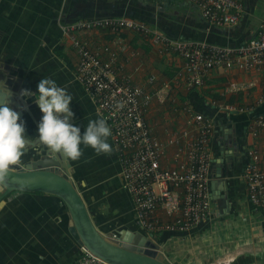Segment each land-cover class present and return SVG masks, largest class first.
<instances>
[{
    "label": "crops",
    "instance_id": "1",
    "mask_svg": "<svg viewBox=\"0 0 264 264\" xmlns=\"http://www.w3.org/2000/svg\"><path fill=\"white\" fill-rule=\"evenodd\" d=\"M241 4L236 25L216 26L202 18L196 4L183 0L164 4L159 0H0V97L6 101L2 89L7 87L29 102V111L22 107L21 119L31 140L38 134L36 125L43 113L34 96L21 97L20 91L26 88L35 94L42 77L54 79L73 96L70 107L75 115L71 123L83 133L89 120L102 116L75 76L77 54L62 33L64 22L79 17L127 16L171 38L234 46L255 35L264 15V0H241ZM78 35L94 46L108 45L117 50L123 46L119 59L124 71L131 74L133 83L151 91L170 82L183 63L173 53H160L150 38L129 30L112 33L91 29ZM151 75L155 80L146 84ZM172 93L179 103L188 102L194 111L212 119L207 187L210 199L213 194L220 198L214 203L211 200L208 219L186 231L168 233L164 240L166 256L174 264H207L215 262V253L222 251L234 260L239 244L246 243L251 256L241 264H264V214L247 199L242 174L252 148L260 152L264 165V128L253 132L250 125L253 117L264 111L263 75L254 69L216 67L202 85L186 88L181 81ZM172 105L153 98L146 113L147 122L161 139L166 127H182L186 122L185 114L173 112ZM109 143L112 145L111 137ZM81 147L84 155L69 162L95 225L103 233L121 228L139 230L114 149L111 154L97 155L91 147ZM218 164L224 173L219 177L215 175ZM157 215L165 218L160 209ZM68 220L63 202L53 194L11 192L0 205V264L74 263L81 250L68 230Z\"/></svg>",
    "mask_w": 264,
    "mask_h": 264
},
{
    "label": "built area",
    "instance_id": "2",
    "mask_svg": "<svg viewBox=\"0 0 264 264\" xmlns=\"http://www.w3.org/2000/svg\"><path fill=\"white\" fill-rule=\"evenodd\" d=\"M158 1V0H155ZM196 4L202 18L211 25L232 26L240 19L241 0H183ZM106 29L112 33L129 30L150 38L160 53H173L183 63L170 82L153 91L132 82L124 71L119 50L94 46L78 32ZM77 54L74 73L93 100L97 112L111 128V141L119 164L123 188L134 208L135 223L147 235L182 232L210 216L211 199L207 178L211 165L212 119L179 103L172 90L181 81L186 88L200 86L213 68L254 69L264 77V15L255 35L237 45L171 38L147 23L127 16L79 17L61 25ZM155 76L147 78L152 84ZM231 87H235L234 84ZM170 102L171 110L185 114L182 127H166L165 138L156 135L146 120L150 102ZM234 109V108H233ZM252 131L264 128V111L251 122ZM169 155V158H167ZM243 168L247 199L264 214V165L260 152L252 148ZM162 210L165 218L157 215ZM72 264H109L83 251Z\"/></svg>",
    "mask_w": 264,
    "mask_h": 264
},
{
    "label": "water",
    "instance_id": "3",
    "mask_svg": "<svg viewBox=\"0 0 264 264\" xmlns=\"http://www.w3.org/2000/svg\"><path fill=\"white\" fill-rule=\"evenodd\" d=\"M170 0H159V3ZM11 92V91H10ZM7 95L6 101L0 97V103H9L20 117L22 107L29 111L28 101L20 99L15 93ZM71 123V118L69 119ZM37 129H38V125ZM24 149L22 163L13 166L9 173V187L0 193V205L13 191H40L53 194L61 199L68 214V230L80 246L81 253L88 251L109 264H174L164 252V240L168 233L163 232L158 237L147 235L139 230L121 228L119 230L101 232L95 225L82 193L72 178L71 163L62 154L52 155L38 141V134ZM221 164L217 165L216 174L222 176ZM218 198L213 194L211 200ZM223 205V202L220 203ZM176 233L173 232V234Z\"/></svg>",
    "mask_w": 264,
    "mask_h": 264
},
{
    "label": "clouds",
    "instance_id": "4",
    "mask_svg": "<svg viewBox=\"0 0 264 264\" xmlns=\"http://www.w3.org/2000/svg\"><path fill=\"white\" fill-rule=\"evenodd\" d=\"M37 93L21 89V97H35V102L43 113L38 124V141L52 155L62 154L66 160L78 161L84 155L83 147H91L97 155L111 154L108 142L111 128L103 118L89 120L86 130L69 122L74 117L70 104L73 96L66 87H61L54 79L42 77L37 84ZM3 93H12L5 87ZM31 141L27 135L25 122L9 103H0V193L8 187V177L13 166L22 163L24 149Z\"/></svg>",
    "mask_w": 264,
    "mask_h": 264
},
{
    "label": "rangeland",
    "instance_id": "5",
    "mask_svg": "<svg viewBox=\"0 0 264 264\" xmlns=\"http://www.w3.org/2000/svg\"><path fill=\"white\" fill-rule=\"evenodd\" d=\"M108 142H109V139H108ZM71 169L73 170L72 167H71ZM107 172L108 171L105 170V173L104 174L106 176V179L109 176V174L108 175L106 174ZM109 180H110V178H109ZM78 188H79V185H78ZM79 191H80V188H79ZM223 219H225V216H223ZM233 246L235 248H237L236 247V244L233 245ZM247 247H248V245L246 243L245 244L240 243L239 244V247H238L239 250L237 251L238 253H236L237 254L236 257L234 256L235 257L234 260L233 259L231 260V258L233 257L232 255H225L224 252H222V251L221 252H217L214 255L215 262H209V261H207V264H241V262L242 263H245V259H248V257L251 256V253H250L251 251H250V249H247ZM237 258H240V260L238 261Z\"/></svg>",
    "mask_w": 264,
    "mask_h": 264
},
{
    "label": "trees",
    "instance_id": "6",
    "mask_svg": "<svg viewBox=\"0 0 264 264\" xmlns=\"http://www.w3.org/2000/svg\"><path fill=\"white\" fill-rule=\"evenodd\" d=\"M58 50H60V48H57V52H58V54L60 55V52L58 51ZM63 58H64V60L66 61V57L65 56H63Z\"/></svg>",
    "mask_w": 264,
    "mask_h": 264
}]
</instances>
